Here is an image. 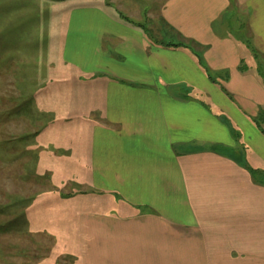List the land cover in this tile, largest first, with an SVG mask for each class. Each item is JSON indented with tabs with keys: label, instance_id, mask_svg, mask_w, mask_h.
I'll use <instances>...</instances> for the list:
<instances>
[{
	"label": "crops",
	"instance_id": "obj_1",
	"mask_svg": "<svg viewBox=\"0 0 264 264\" xmlns=\"http://www.w3.org/2000/svg\"><path fill=\"white\" fill-rule=\"evenodd\" d=\"M159 18L171 40L96 3L72 8L61 61L85 129L61 131L82 140L56 169L75 171L88 207L37 211L28 229L74 218L70 264H264V77L239 40L264 58V0H164Z\"/></svg>",
	"mask_w": 264,
	"mask_h": 264
},
{
	"label": "rangeland",
	"instance_id": "obj_2",
	"mask_svg": "<svg viewBox=\"0 0 264 264\" xmlns=\"http://www.w3.org/2000/svg\"><path fill=\"white\" fill-rule=\"evenodd\" d=\"M107 1L0 0V264H70L73 256L63 248L77 237L74 218L53 215L47 235L31 233L28 226L41 225L45 220L37 216V211L58 213L88 207L87 200L78 194L82 187L73 183L75 171L56 169V165L74 164L75 142L82 140L71 135L62 137L61 131L71 134L85 127L80 122L76 123L77 129L73 127L77 120L74 92L78 89L61 61L63 50L66 58L71 52L70 44L64 42L72 8L96 3L146 27L150 38L171 40L170 35L160 33L163 24L159 11L164 0ZM242 26V37L249 39V26ZM71 35L72 28L68 43ZM239 40L242 56L249 48L257 71L264 77V58L256 53L251 41ZM247 58H242V69L248 66ZM256 124L264 131V112L256 118ZM48 130L53 137L43 138V132ZM241 146L246 166L258 178V171L247 156L248 147ZM48 155L53 158L51 163L43 161ZM56 158H63V164ZM42 163L50 170L42 169ZM65 192L74 198H68Z\"/></svg>",
	"mask_w": 264,
	"mask_h": 264
},
{
	"label": "trees",
	"instance_id": "obj_3",
	"mask_svg": "<svg viewBox=\"0 0 264 264\" xmlns=\"http://www.w3.org/2000/svg\"><path fill=\"white\" fill-rule=\"evenodd\" d=\"M230 1L233 2V0H230ZM166 45L167 46H175V47L179 46V44H171V43H167Z\"/></svg>",
	"mask_w": 264,
	"mask_h": 264
}]
</instances>
